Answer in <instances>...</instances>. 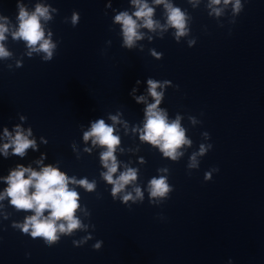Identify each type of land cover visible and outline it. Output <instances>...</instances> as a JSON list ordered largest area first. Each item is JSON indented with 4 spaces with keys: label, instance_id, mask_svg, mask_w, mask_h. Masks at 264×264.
<instances>
[{
    "label": "clouds",
    "instance_id": "9594fccd",
    "mask_svg": "<svg viewBox=\"0 0 264 264\" xmlns=\"http://www.w3.org/2000/svg\"><path fill=\"white\" fill-rule=\"evenodd\" d=\"M131 4L135 8L134 12L130 14L128 11H121L114 18L115 22L121 25L125 47L133 48L138 40L143 39L141 28L154 32L157 29L166 30L170 27L175 29L174 35L177 40L188 34L186 13L181 8L173 6L168 0H153L154 5L164 7L165 25H161L153 18L155 8L147 0H131ZM221 4L225 7L232 4L234 14H238L243 7L241 0H234V2L233 0H210L209 7L216 16H220L223 12V8L217 7ZM16 6L18 8L17 26L11 25L9 18L0 14V59L11 56L4 45L10 34L13 40L26 42L29 56L33 52H42L44 60H51L56 45L51 40L52 33L49 31L46 35L45 24L52 19L50 12L56 10L37 3L34 11H29L20 0H17ZM78 19V15L73 13L72 24L75 25ZM147 84L148 93L153 97L154 103L148 104L145 109V120L143 129L140 130V139L158 147L165 157L173 161L178 160L184 154L180 149L186 145L190 146L192 142L185 135L180 117L177 116L176 119L170 121L167 112L159 108L163 93L158 92L157 89L164 85L153 79H148ZM144 100L143 96L136 97L137 103ZM21 119L23 120L24 117ZM110 119L113 123L118 122L117 116H111ZM114 132L113 125L106 124L103 119H99L93 122L90 129L84 133V140H91L94 146L99 145L105 149L100 154V160L106 171L101 175L108 184L112 185L111 193L115 198L117 194L125 190L127 185L137 180V170L126 167L123 172L115 176L119 167L115 152L120 144V137ZM3 135L7 142L0 146V153L5 157L9 155V149L12 150L13 155L20 157H24L29 148L36 149V141L29 138L32 135L30 128L25 132L20 125H16L14 134L5 128ZM211 147V144L207 147L201 145L199 152L191 156L189 167H197V156L205 154ZM37 163H42V161H37ZM218 170L214 169V171ZM205 178H210V173H206ZM0 179L7 184L4 191L0 192V201L8 198L9 203L16 210L33 213L27 216L22 224L15 225L24 233H29L33 238H42L47 245L51 246L59 240V234L70 235L74 230L83 227L76 216L80 208L79 193L70 185H79L91 192L95 189L94 181L69 177L52 165L43 166L39 171L31 166L17 165L6 177H0ZM148 190L150 197L163 198L171 191V188L167 183V178L160 176L159 178L153 177L149 181ZM134 191L135 197L130 192L123 195L122 199L125 203L129 200L143 199V193L139 187H136ZM95 247L99 248L100 244L97 243Z\"/></svg>",
    "mask_w": 264,
    "mask_h": 264
}]
</instances>
